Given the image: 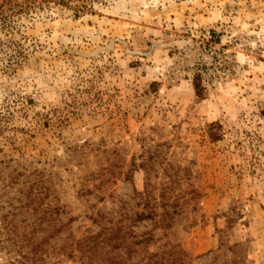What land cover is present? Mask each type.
Returning <instances> with one entry per match:
<instances>
[{"label":"rangeland","instance_id":"rangeland-1","mask_svg":"<svg viewBox=\"0 0 264 264\" xmlns=\"http://www.w3.org/2000/svg\"><path fill=\"white\" fill-rule=\"evenodd\" d=\"M120 259L264 264V0H0V264Z\"/></svg>","mask_w":264,"mask_h":264},{"label":"trees","instance_id":"trees-1","mask_svg":"<svg viewBox=\"0 0 264 264\" xmlns=\"http://www.w3.org/2000/svg\"><path fill=\"white\" fill-rule=\"evenodd\" d=\"M54 212H55V210L54 209H50L49 211H48V213H46V216H50V217H53V214H54ZM150 215H145L144 213L143 214H140L139 216H138V218L140 219V220H144V219H146V218H148ZM107 232H108V235H107V239L105 240V242L107 241L108 242V245H112L111 243L112 242H118L119 240H121V238H123V237H121V234L123 233V229H121V228H115V229H109V230H106ZM9 232V231H8ZM59 232V231H58ZM8 234V233H7ZM129 235V237L131 236L130 234H128ZM1 236H3V234L1 233ZM127 239V238H126ZM150 241V239H148V238H143V240H140V241H136V242H133V244L132 245H130L128 248H129V250H128V253L129 254H132V253H134L135 252V246H138V245H143V244H147L148 242ZM45 243H47V240H45ZM154 257L156 258V257H158L157 255L155 256H153L152 255V257H151V261H152V259H154ZM34 259V258H33ZM33 259H28V261L29 262H31ZM115 260L116 259H112V261H114L115 262ZM150 262V261H149ZM147 263V264H151V263ZM115 264H126L125 263V261H123V259H120V260H118V263L116 262ZM160 264H162V263H160Z\"/></svg>","mask_w":264,"mask_h":264}]
</instances>
